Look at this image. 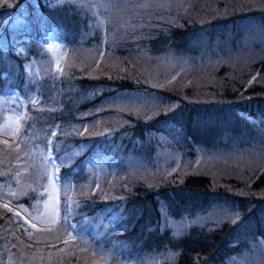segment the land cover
Masks as SVG:
<instances>
[{"label":"trees","instance_id":"obj_1","mask_svg":"<svg viewBox=\"0 0 264 264\" xmlns=\"http://www.w3.org/2000/svg\"><path fill=\"white\" fill-rule=\"evenodd\" d=\"M115 1L128 9L115 11L120 16L117 22L108 21L99 31L89 9L77 0H0V95L5 97L1 108L9 109L12 89L26 98L16 143L33 154L39 168L20 201L29 208L44 201L45 154L50 149L60 163L58 225L68 230L74 220L78 226L72 244L89 236L88 224L97 222L100 234L90 236V241L100 249L113 244L120 260L232 264L240 257H253L264 248V169L257 161L242 164L239 176L213 178L189 171L181 177L160 174L151 182H134L125 177L123 157L136 150L150 157L154 135L163 132H172L187 148L211 146L222 136L227 143L239 142L247 152L264 150V133L239 114L259 118L264 127V57L242 54L235 69L216 64L211 73L220 82L218 89L190 83L168 90L153 86L148 78L169 57H185L194 72H203L204 65L196 63L214 49L240 52L245 48H239L244 30L260 13L264 22V8L226 15L220 12L226 0H190L180 10L158 7L155 16H133L139 0ZM48 33L67 49L57 73L50 71L46 60ZM19 44L24 50L14 52ZM93 51L102 52L97 63L91 59ZM31 61L42 66L37 79L25 72ZM240 67L255 69L258 76L245 84L248 74L243 71L240 80ZM159 71L155 74L162 78ZM193 89L200 96L199 90H204L200 102L180 99V93L192 98ZM126 92L161 112L147 118L116 112L120 118L112 117L111 100ZM31 95L38 99L31 101ZM103 117L111 121L104 122ZM2 148L0 144V152H7ZM190 153L184 155L191 158ZM2 164L6 167V162ZM92 164L103 171L96 187ZM1 173L2 185L8 187V179L14 182L13 173ZM66 182H73V202L64 193ZM197 217L201 220L193 222ZM191 219L176 233L166 226L167 220ZM31 239L28 224L0 206V264H83L80 252L70 253L64 241L32 247ZM126 261L122 263L130 264Z\"/></svg>","mask_w":264,"mask_h":264},{"label":"rangeland","instance_id":"obj_2","mask_svg":"<svg viewBox=\"0 0 264 264\" xmlns=\"http://www.w3.org/2000/svg\"><path fill=\"white\" fill-rule=\"evenodd\" d=\"M77 1L82 2L86 5L84 7L89 9V15L91 18H94V23L96 22L99 31L104 30L108 21H110L111 25L117 22V16H120L115 13V11L117 12L119 8L128 9L126 6H117L118 1L114 2V0ZM189 1L190 0H139L136 4L133 16L137 14L145 16L146 14L147 16L152 14L155 16L154 9H157L158 7H168L167 9H173V7H175V9L180 10L181 6L187 5ZM224 5L223 10L220 9V12L226 15L231 14L233 11H238L239 9L247 12L257 9L256 11L259 12L260 9L264 8V0H226ZM140 11H144V13H139ZM128 14L129 13H127V17ZM260 15L262 14L260 13ZM260 15H258L256 21L250 28L244 30V34L241 38L242 46L239 48H245L240 52H237V50L236 52L222 53L218 49H214L215 52L212 51L211 53L202 56L200 60L202 64L196 63L198 67L204 65L203 72H194L190 68L189 61L186 60L185 57L180 59L171 57L162 59V66L156 67L152 72L153 75H148L149 83L157 88L159 87L168 90L183 88L190 83H194L197 87H202L204 89L213 84V86L218 89L220 82L215 80V72L213 75L211 73L216 64L218 66V64L227 63L235 69V65L241 62L244 54L245 56L247 55L252 58L257 57L258 59L264 57V22L263 20H260ZM47 39L48 41L44 44L47 53V64L49 65L50 71L57 73L61 69L63 60L67 54V49L64 42L58 40L53 34L48 33ZM23 50L24 46L19 44L13 51L20 52ZM97 52L98 51H93L91 54L93 57L91 59L95 60V63H97L102 57V52L100 51L98 54ZM84 61L90 62L89 59ZM109 65H111V63H109ZM41 69V65L39 66L37 63L31 61L26 64L25 72L37 79ZM159 70L162 71V78L155 74V72H160ZM238 70V77L240 80H243L244 72L248 74L245 78V84L253 81L255 78L254 76L257 74V71H254L255 69L249 72L248 68L244 71L242 70V67H240ZM256 76H258V74ZM150 79L152 81H150ZM199 91H201V96L198 95L199 93L197 90L195 92V89H193L192 94L195 95H193L192 98H189L187 94L182 93L181 95L180 93V99H182L183 96V98H188L191 102H200L206 94L204 90ZM13 97L17 98L18 101L15 102L12 99ZM4 98V96L0 95V144L4 146L2 150L7 152H0V174H2L1 171L5 170L13 173L12 179L14 182L11 179H8V187L6 186L7 184L2 185L0 182V206L9 212L19 215L28 224L33 231V239L30 241V244L33 245L32 247H34L35 243L39 245L40 242L49 241L54 243L64 241L66 242L65 244L70 247L68 250L70 253L72 251L80 252L83 264H123L122 262L126 260H120L116 257L117 254L113 244H110L104 249H100L90 241V236L96 238L100 234L97 222L92 223L91 227L89 223V236L86 237L85 234L82 235V239L74 244L71 242L77 237L75 231L78 230L75 221L71 220L69 222L70 226L68 230L65 229L64 226L60 227L58 225L60 209V198L58 195L60 163L56 161L54 154L50 149H48L45 154V157L48 159V164L46 165L47 172L46 189L44 190L45 196L43 198L44 201H42L40 205L31 208L27 207L20 201L24 190H27V188L32 185V179L34 180L35 175H38L39 168L37 167L38 164H35L33 154L22 151L16 143L17 133L22 121L21 119L25 112L26 98H24L17 89H12L10 97L7 98L9 109L5 112L1 108ZM30 99L31 101H36L38 97L31 95ZM20 101H22V103ZM174 105L175 103H172L170 107H173ZM110 107L112 108H109V111H114L111 116H116V119L120 118V113L116 112L143 115L144 118H147L148 116L151 117L155 113L157 114L158 112H161H153L155 107H145V104L140 102V99L132 92L115 95L114 99L111 100ZM239 114L248 122L257 125L260 133H264V127L261 126L259 118H254L243 111H240ZM107 119L108 117H103L104 122H106ZM110 121L111 120H108L107 122ZM164 131H167V127ZM218 137L217 142H215V140V143L211 146L196 144L192 145V148H187L178 140V137H173L172 132L155 134L151 147L152 155L150 157L142 155L139 150L130 152L128 153V156L125 158L123 157V161L125 162V177L134 182L141 179L151 182L160 174V176L181 177V175L189 171H202L208 173L213 178H221L226 174L227 177L239 176L243 171L240 166L242 164H248L250 161H257L261 166L259 169H264V150L256 152L255 149V152H247L249 149L243 150L239 142L227 143V137ZM11 150H15V152H11ZM185 152H192L190 153L192 157L189 158V156H185ZM3 162H6V167H3ZM92 165L94 166V172H96L94 178V187H96L103 171H101L100 165ZM63 189L65 195L72 199L71 202H73V182H66ZM200 220L201 218L197 217L193 222ZM191 223L192 219L167 220L166 226L171 229V232L176 233L187 224L189 225ZM84 230L86 229H83V231ZM74 246L76 247L72 249ZM258 250L259 249L256 251ZM245 257L246 256L238 258L237 261H234L232 264H264V248L262 247L253 257L249 256L248 259ZM114 259L116 260L115 263ZM126 262L130 264H155L157 260L155 258H146L137 261H134L133 259L132 261L128 260Z\"/></svg>","mask_w":264,"mask_h":264},{"label":"snow or ice","instance_id":"obj_3","mask_svg":"<svg viewBox=\"0 0 264 264\" xmlns=\"http://www.w3.org/2000/svg\"><path fill=\"white\" fill-rule=\"evenodd\" d=\"M255 79V78H254ZM5 207H7V206H5ZM221 223H223V222H221ZM33 227H34V225H33Z\"/></svg>","mask_w":264,"mask_h":264}]
</instances>
